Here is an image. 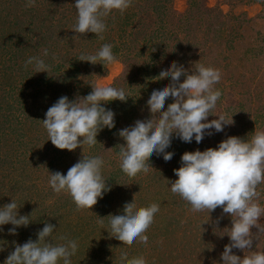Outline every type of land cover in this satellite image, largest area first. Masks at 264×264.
I'll return each mask as SVG.
<instances>
[{"label": "rangeland", "instance_id": "1", "mask_svg": "<svg viewBox=\"0 0 264 264\" xmlns=\"http://www.w3.org/2000/svg\"><path fill=\"white\" fill-rule=\"evenodd\" d=\"M73 4L74 0H36L34 7L26 8L24 0H0V206L12 197L19 213L33 219L16 235L7 231L11 224L3 226L0 264L14 249L13 241L36 240L46 222L57 227L54 242L62 243L61 236L77 240L72 264H119L121 249L129 257L143 256L147 264H221L220 254L230 241L213 229L222 232L230 227V216L219 207L210 214L193 212L171 193L167 180L176 179L173 169L180 166L183 152L216 147L229 135L247 138L255 129L264 131V0H133L123 15L114 11L105 19L102 40L94 33L70 29L76 20ZM75 35L79 36L73 39ZM105 43L113 45L116 56L106 68L79 59L82 52L94 54ZM44 49L49 52L48 73L23 67L29 56H42ZM171 61L189 71L198 63L219 69L221 80L215 87L222 96L214 111L232 117L233 123L205 135L199 144L174 136L166 149L174 153L170 160L153 154L145 158L146 169L128 177L118 163L117 144L124 143L118 130L137 119L155 118L146 100L170 77L152 78ZM18 72L23 76L15 75ZM89 83L111 84L131 96L104 105L114 111L115 126L102 129L95 146L59 149L47 140L45 112L62 95L70 100L87 95L92 90ZM170 102L171 97L165 108ZM83 155L104 159L102 171L111 187L91 210L78 211L68 194L52 191L48 177L56 171L66 174ZM258 191L264 205V184ZM131 199L138 206L159 205L145 233L146 245L138 240L123 244L104 229L106 216L119 213ZM261 250L264 233L246 254ZM233 252L244 255L239 249Z\"/></svg>", "mask_w": 264, "mask_h": 264}, {"label": "clouds", "instance_id": "2", "mask_svg": "<svg viewBox=\"0 0 264 264\" xmlns=\"http://www.w3.org/2000/svg\"><path fill=\"white\" fill-rule=\"evenodd\" d=\"M132 3L133 0H74L76 20L70 29L78 34L94 33L102 40L107 29L105 19L114 11L123 15ZM35 5L36 0H24L26 8ZM112 48V44L105 43L94 54L82 52L79 59L100 63L106 68L116 60ZM48 56V50L44 49L42 56H29L23 67L31 66L34 72L48 73L50 65L45 59ZM52 58L55 59L54 54ZM166 75L170 82L153 88L146 100L148 111L155 118L137 119L118 130V136L124 141L117 144L118 163L128 177H135L146 169L148 161L145 158L153 154H162L165 161L170 160L174 153L166 149L174 136L185 143L195 140L199 144L205 135L222 132L225 126L233 123L232 117L229 119L226 114L214 111L222 96L221 90L215 87L221 80L219 69L198 63L192 64L189 71L183 64L171 61L152 79L159 80ZM89 84L92 90L87 95L71 100L62 95L46 110L42 123L47 140L55 147L72 151L85 144L90 148L95 146L98 133L105 127L111 130L115 126L114 111L104 105L113 100L124 102L131 96L123 88L111 84ZM169 97L172 102L165 108ZM210 115L216 118L209 120ZM180 161V166L173 169L176 179L167 180L171 193L186 201L193 212L206 210L210 214L219 207L231 218V226L223 228L226 230L213 229L214 234L221 238L226 234L230 241L220 254L221 264H264V250L246 254L259 234L264 233L261 223L264 205L259 202L261 194L258 191V186L264 184V131L255 129L247 138L229 135L216 147L183 152ZM104 165L101 156L83 155L66 174L50 173L48 185L57 194H68L78 211L91 210L111 187L103 175ZM19 207L12 197L11 202L0 206V232L4 231V225L11 224L7 231L16 235L19 227L30 224L31 215H21ZM158 211V203L138 206L131 199L124 203L119 213L106 216L104 229L123 244L138 240L146 245L148 236L145 233ZM99 223L103 225L104 221ZM253 228L257 231L253 232ZM56 229V225L46 222L37 231L36 240L29 238L22 244L13 241L14 249L3 264H72L78 242L65 236L59 237L62 243L54 242ZM233 249L244 251V255L235 254ZM119 264H147V261L143 256L129 257L127 250L121 249Z\"/></svg>", "mask_w": 264, "mask_h": 264}, {"label": "trees", "instance_id": "3", "mask_svg": "<svg viewBox=\"0 0 264 264\" xmlns=\"http://www.w3.org/2000/svg\"><path fill=\"white\" fill-rule=\"evenodd\" d=\"M25 56H26V54H24L23 56H20V57H25ZM23 73H24V72H18V73H16L15 75H17V76H21V77H22V76H23Z\"/></svg>", "mask_w": 264, "mask_h": 264}]
</instances>
